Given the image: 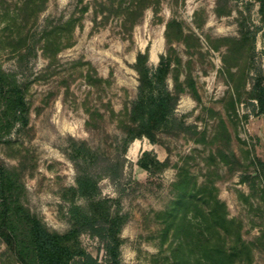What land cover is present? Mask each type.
Returning a JSON list of instances; mask_svg holds the SVG:
<instances>
[{
  "label": "rangeland",
  "instance_id": "374dc122",
  "mask_svg": "<svg viewBox=\"0 0 264 264\" xmlns=\"http://www.w3.org/2000/svg\"><path fill=\"white\" fill-rule=\"evenodd\" d=\"M21 1L0 0V64L23 84L28 119L2 137L0 162L17 172L30 212L51 230L69 228V193L63 194L75 185L67 155L73 137L96 153L80 159V167L126 216L119 264H177L166 209L181 191L175 184L183 175L184 191L225 202L249 243L252 263L264 264V177L258 168L264 111L254 97L264 92V7L257 0H47L35 15L19 7ZM131 3L135 15L124 12ZM47 36L53 42L44 55L40 44ZM138 51H147L152 68L164 54L169 87L176 88L177 78L183 88L175 114L186 127L160 128L152 142L129 138L119 123L124 103L135 96ZM152 51L156 59H150ZM144 150L167 160L165 167H139ZM122 160V175L113 181L106 172ZM74 200L86 203L81 196ZM202 205L193 197L184 208L185 264H206L200 256ZM79 239L105 259L97 237L82 232ZM0 264H20L1 239Z\"/></svg>",
  "mask_w": 264,
  "mask_h": 264
},
{
  "label": "trees",
  "instance_id": "16d2710c",
  "mask_svg": "<svg viewBox=\"0 0 264 264\" xmlns=\"http://www.w3.org/2000/svg\"><path fill=\"white\" fill-rule=\"evenodd\" d=\"M257 1L263 8L264 0ZM46 2L47 0H22L19 7L36 15L45 7ZM99 5L107 8L105 1H101ZM86 6L83 4L82 10ZM135 8L134 3H131L123 9L128 15H135ZM71 20L72 17L69 21ZM93 22H97L95 18ZM122 22L125 25L126 19ZM27 38L26 36L21 41H26ZM52 42L48 36L41 41L40 47L44 55H48L47 48ZM147 58V51H138L135 55L132 67L137 73L136 92L132 99L124 103L119 113L121 115L119 123L129 138L145 136L152 142L156 130L168 126L173 128L177 126L179 130H183L186 124L175 114L179 93L183 88L177 78L176 88L169 87L166 79L169 67L167 57L160 54L158 65L154 68L147 64ZM254 97L259 102V111L263 112L264 92H257ZM111 114L115 115L113 109ZM27 119L24 86L14 74L6 72L0 64V142L16 124L24 125ZM69 140L70 150L67 155L73 160L76 169L75 185L64 188L63 194V197H67L66 194L69 193L67 197L69 228L64 232L51 230L38 216L30 212L20 198L23 185L17 172L0 162V239L20 264H119L122 242L119 233L126 216L112 208V199L100 195L96 178L87 169L80 167L79 160L93 159L96 156L95 151L85 140L73 137H69ZM258 159V168L264 177V160ZM166 163L167 160H159L149 150L142 151L136 160V164L148 172L162 170ZM123 165V160L111 163L106 175L113 181L116 180L122 175ZM186 180L187 177L184 175L179 178L175 186L180 187L181 191L166 209L167 216H171L169 225H174L175 243L172 245L171 253L175 262L185 264L187 261L185 239L182 236L187 217L184 208L195 197L203 203L201 220L204 229L200 256L206 264H253L249 243L239 234V222L228 216L225 202L211 193L206 198L204 196L196 198L190 191L183 190ZM75 196L84 197L86 203L84 205L76 203ZM180 209L183 210L181 213ZM82 232H88L101 241L105 254L103 261L81 246L79 236Z\"/></svg>",
  "mask_w": 264,
  "mask_h": 264
},
{
  "label": "bare ground",
  "instance_id": "6f19581e",
  "mask_svg": "<svg viewBox=\"0 0 264 264\" xmlns=\"http://www.w3.org/2000/svg\"><path fill=\"white\" fill-rule=\"evenodd\" d=\"M150 59H156V54L154 53V51H152L151 55H150ZM135 142V141H133ZM132 142V144H133Z\"/></svg>",
  "mask_w": 264,
  "mask_h": 264
},
{
  "label": "crops",
  "instance_id": "0c3cea01",
  "mask_svg": "<svg viewBox=\"0 0 264 264\" xmlns=\"http://www.w3.org/2000/svg\"><path fill=\"white\" fill-rule=\"evenodd\" d=\"M98 259V258H97ZM99 260V259H98Z\"/></svg>",
  "mask_w": 264,
  "mask_h": 264
}]
</instances>
